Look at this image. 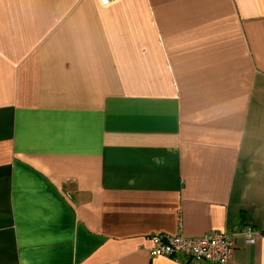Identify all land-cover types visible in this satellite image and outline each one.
<instances>
[{
  "label": "crops",
  "instance_id": "0c3cea01",
  "mask_svg": "<svg viewBox=\"0 0 264 264\" xmlns=\"http://www.w3.org/2000/svg\"><path fill=\"white\" fill-rule=\"evenodd\" d=\"M213 230L264 264V0H0V264Z\"/></svg>",
  "mask_w": 264,
  "mask_h": 264
},
{
  "label": "built area",
  "instance_id": "2783aa9c",
  "mask_svg": "<svg viewBox=\"0 0 264 264\" xmlns=\"http://www.w3.org/2000/svg\"><path fill=\"white\" fill-rule=\"evenodd\" d=\"M108 5L113 0H98ZM236 231H209L199 237L188 238L152 235L150 256H166L190 264H229L235 249ZM245 240L253 243L257 234L250 227L244 229Z\"/></svg>",
  "mask_w": 264,
  "mask_h": 264
}]
</instances>
